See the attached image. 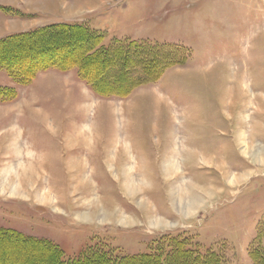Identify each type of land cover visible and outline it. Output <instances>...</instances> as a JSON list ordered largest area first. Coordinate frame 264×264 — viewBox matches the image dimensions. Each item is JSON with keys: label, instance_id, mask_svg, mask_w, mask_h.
<instances>
[{"label": "rangeland", "instance_id": "obj_1", "mask_svg": "<svg viewBox=\"0 0 264 264\" xmlns=\"http://www.w3.org/2000/svg\"><path fill=\"white\" fill-rule=\"evenodd\" d=\"M63 25L146 51L82 60L83 42L39 34ZM0 230L63 258L180 242L260 264L264 0H0ZM8 243L0 264L47 261Z\"/></svg>", "mask_w": 264, "mask_h": 264}, {"label": "trees", "instance_id": "obj_2", "mask_svg": "<svg viewBox=\"0 0 264 264\" xmlns=\"http://www.w3.org/2000/svg\"><path fill=\"white\" fill-rule=\"evenodd\" d=\"M57 28V27H56ZM48 30L40 31L39 34L45 36H48L49 33H57L61 31V33L58 35V38L55 40H67V43L74 41V42H83L84 43V52H83V59H86V61L97 59H105L108 58L107 56L111 55V50L107 49H101V51L95 50V46L93 44V41L97 38L99 42H101L100 36L96 33H93L89 31L88 29L84 28L83 26H68L63 25L61 28H52ZM77 32L80 36L77 38H74L71 34V32ZM48 33V34H47ZM38 32L34 33L32 35H27L23 40L30 42L32 40H35L37 38ZM49 37V36H48ZM71 37V38H70ZM129 48H131L133 51H142L143 52V46H138L136 44L134 45H128ZM129 48H125L123 46H119L116 48L115 54L117 56H112L113 58H123L128 54ZM146 51V49H145ZM80 58V59H81ZM83 62V61H82ZM25 80H28L26 77H23ZM32 79V78H31ZM0 238L3 243L5 242H17L20 245L31 247L34 249L35 253H41L43 254V258H46L44 262H36V264H220V259L212 253L208 256H201L197 255L189 250H186L183 248L182 243L175 242L176 246L174 247V251L170 254L169 257L161 258V255H150V254H144L134 257H121L119 259H114L109 257L106 253L100 252V251H92L87 252V254H81V256L77 258H63L62 255L57 251V248L54 246H51L46 243L38 242L36 240H32L29 238H25L19 234H16L11 231H4L0 230ZM0 241V242H1ZM259 261L260 264H264V256L259 255Z\"/></svg>", "mask_w": 264, "mask_h": 264}, {"label": "bare ground", "instance_id": "obj_3", "mask_svg": "<svg viewBox=\"0 0 264 264\" xmlns=\"http://www.w3.org/2000/svg\"><path fill=\"white\" fill-rule=\"evenodd\" d=\"M70 38H71V37H70ZM14 139H15V138H14ZM12 140H13V139H12ZM13 142H14V141H13ZM11 147H13V149L15 150V144H12V143H11L10 145H8L7 149L10 150ZM9 148H10V149H9ZM14 150H13V151H14ZM10 151H11V150H10ZM262 158H263V157H262ZM262 158H259V160H258L260 163L262 162V160H261ZM166 169H167V168H166ZM241 178H242V176H240V177L238 176V177H234V178H232V179L234 180V182H237V181H239ZM4 184H5V183H4ZM4 186H5V185H4ZM4 186H3V187H4ZM6 187H7V186H6ZM6 187H4L3 189H5ZM10 190H11V189H10ZM13 191H14V189H13ZM134 191H135V190H134ZM132 192H133V191H132ZM133 193H134V192H133ZM133 193H132V194H133ZM47 199H48V197H47ZM189 208H190V207H189ZM87 216H88V215H87ZM86 218H88V217H86ZM123 222H124V220H123ZM127 223H128V222H127ZM161 225H162V224H161ZM7 243H8V242H7ZM16 243H17V242H16ZM14 244H15V243H14ZM6 245H7V244H6ZM8 245H10V243H8ZM8 245H7V246H8ZM12 246H13V244H12ZM10 250H11V249H10ZM24 250H25V249H24ZM4 251H5V250H4ZM17 251H20L19 248H18ZM41 252H43V251H41ZM4 253H5V252H4ZM19 255H20V254H19ZM21 258H22V257H21ZM23 259H24V258H23ZM12 264H14V263H12Z\"/></svg>", "mask_w": 264, "mask_h": 264}]
</instances>
